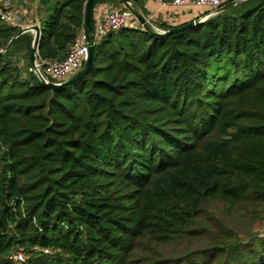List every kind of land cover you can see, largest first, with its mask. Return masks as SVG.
Returning <instances> with one entry per match:
<instances>
[{
	"label": "trees",
	"instance_id": "trees-1",
	"mask_svg": "<svg viewBox=\"0 0 264 264\" xmlns=\"http://www.w3.org/2000/svg\"><path fill=\"white\" fill-rule=\"evenodd\" d=\"M86 1L40 0L38 59L66 56ZM17 31L0 21V48ZM32 40L0 56V264L16 247L19 264H264V234L205 207L264 205V0L166 36L111 31L58 90L30 70Z\"/></svg>",
	"mask_w": 264,
	"mask_h": 264
},
{
	"label": "built area",
	"instance_id": "built-area-1",
	"mask_svg": "<svg viewBox=\"0 0 264 264\" xmlns=\"http://www.w3.org/2000/svg\"><path fill=\"white\" fill-rule=\"evenodd\" d=\"M228 0H170L164 4L186 7H206L209 11L218 8ZM204 16V15H203ZM149 21V18H146ZM0 21L11 27H18L19 20L8 7L7 3H0ZM144 26L137 18L131 3L119 0V3L105 12L99 21L92 26L90 35L85 31L84 23L78 32L76 38L71 43L66 56L62 59H36V68L44 79L54 83H60L79 71L87 58V44L90 37L94 44L107 33L118 30L125 26ZM30 70L36 74V70L30 67ZM34 249H38L34 247ZM49 253V248L41 249ZM8 259L16 264L22 263L27 259V254L22 247L12 249L8 254Z\"/></svg>",
	"mask_w": 264,
	"mask_h": 264
},
{
	"label": "crops",
	"instance_id": "crops-1",
	"mask_svg": "<svg viewBox=\"0 0 264 264\" xmlns=\"http://www.w3.org/2000/svg\"><path fill=\"white\" fill-rule=\"evenodd\" d=\"M7 3L8 7L13 11L19 20L18 30L31 25L37 24L40 27V20L44 17L48 10L47 7L40 3V0H0V3ZM119 0H109L97 2L92 11L93 23L100 20L102 15L111 7L117 5ZM162 0H144L143 8L146 10L145 14L139 7H136L138 12L145 18H149V22L159 31L162 29L161 24L169 26H177L188 21L194 20L209 10L206 7H186L174 6L164 4ZM41 12L42 17L38 18V12ZM33 35L32 32H29Z\"/></svg>",
	"mask_w": 264,
	"mask_h": 264
},
{
	"label": "water",
	"instance_id": "water-1",
	"mask_svg": "<svg viewBox=\"0 0 264 264\" xmlns=\"http://www.w3.org/2000/svg\"><path fill=\"white\" fill-rule=\"evenodd\" d=\"M95 1L96 0H87L85 3V6H84V27H85V31L88 35H90L91 29H92L91 17H92V11H93V4ZM124 1L132 4L137 18L153 34L166 36V35H169L172 33L183 31V30L190 28L192 26H195V25L203 22L209 16L214 15L216 13H219L221 11H224L226 9H229V8L235 6V5H237L243 1H246V0H230V1L222 4L218 8L211 10L208 14H206L204 16L198 17L194 20L183 23L179 26H174L171 29L165 30V31H159L154 26H152L151 23L149 21H147L146 18L138 12V10L136 9V7L134 6V4L132 3L131 0H124ZM26 32H32L33 33V40H32V44L30 47L29 58H30V65L32 68H34L36 70L35 75L38 78V81L40 84L45 85V86L51 88L52 90L62 89L64 87L72 85L75 82H77L78 80L82 79L91 70V68L93 66V57H94V40L92 37H90V40L87 44V58L83 64L82 68L79 71H77L75 74L70 76L68 79H66L65 81L60 82V83H54L52 81L44 79V77L41 75V73L36 68V59L38 56L37 42L40 38V27L37 24H31V25H28V26H25V27L19 29L9 39V41L2 48H0V56L6 51V49L8 48V46L12 43V41L14 39H16L18 36H20L21 34L26 33Z\"/></svg>",
	"mask_w": 264,
	"mask_h": 264
},
{
	"label": "rangeland",
	"instance_id": "rangeland-1",
	"mask_svg": "<svg viewBox=\"0 0 264 264\" xmlns=\"http://www.w3.org/2000/svg\"><path fill=\"white\" fill-rule=\"evenodd\" d=\"M105 1L107 2L109 0H103V2ZM41 14L42 13L39 11V19L42 17ZM224 204L225 203L220 201H212L208 203L205 206L207 210V215H205L210 217L219 214L223 219L228 218L229 222L227 223L230 227H233L235 229V232L238 234V237L241 240L250 239L254 235L263 236L262 234H264V205H258L255 211L251 213L252 216H250V204H245V206H247L246 210L248 211V213L246 215L235 216V213L230 214V212H228V210L224 207ZM254 218L256 220H254ZM164 248L160 249L162 253H164V251L165 253L175 252L173 246Z\"/></svg>",
	"mask_w": 264,
	"mask_h": 264
}]
</instances>
